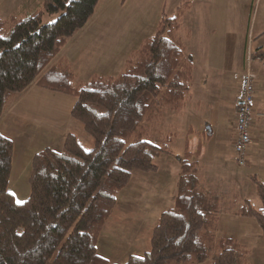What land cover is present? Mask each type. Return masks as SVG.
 <instances>
[{"label": "trees", "instance_id": "trees-1", "mask_svg": "<svg viewBox=\"0 0 264 264\" xmlns=\"http://www.w3.org/2000/svg\"><path fill=\"white\" fill-rule=\"evenodd\" d=\"M98 3L42 0L35 9L0 17V117L33 84L71 94L72 117L94 144L86 148L70 131L61 149L35 153L31 192L19 203L8 190L14 142L0 132V264H121L98 251L99 237L118 211L117 196L135 170L156 171L157 157L175 154L177 135L164 120L191 100L195 63L182 35L191 1L161 17L118 75L83 82L59 54ZM46 13L59 15L43 23ZM252 57L264 60V44ZM194 133L188 129L184 152L176 154L180 177L172 206L152 226L148 249L122 264H254L248 244L217 230L221 214L230 212L254 218L264 239V208L253 207L238 190L229 197L207 187L202 143L189 147ZM251 180L264 207V182L255 174Z\"/></svg>", "mask_w": 264, "mask_h": 264}, {"label": "rangeland", "instance_id": "rangeland-1", "mask_svg": "<svg viewBox=\"0 0 264 264\" xmlns=\"http://www.w3.org/2000/svg\"><path fill=\"white\" fill-rule=\"evenodd\" d=\"M106 1L107 0H100L99 9H101ZM109 1L111 3V15L108 18L109 21L105 23L107 28H104L105 32L108 29L109 35L103 37L104 32H101L102 34L100 33V37L94 39L92 38L93 33L90 36L88 35L89 27H86L78 31L62 48L59 54V57L66 56L69 59L77 74V79L80 81H87L93 75H118L122 71L126 59L132 52L140 47L145 38L155 33L157 23L161 17L164 14L169 16L174 15L178 5L185 0ZM190 1L191 8L187 11L183 19L184 31L182 35L187 46H190L193 51V39H198L200 41L199 38H202L203 47L201 46V50L204 54L203 58L205 57V59L209 56V48L211 47L213 49L214 43V36H211L212 32L210 26H207L210 21L208 15L209 10H211L212 7L214 9L226 7V14H218L212 18L217 20L215 23L217 26H219L217 23H220L223 18H226L228 36L225 62L228 71L225 72L224 75V87L221 88V82V86L216 92L207 94L199 111L186 109L187 111H170L166 114L164 128L168 132L174 130L177 135L171 143L172 150L174 153L181 152V154L183 153L182 149L185 147V135L190 127L196 131V133L190 136L189 147L191 150H196L198 146L197 142H201L200 131L208 133L211 124H207V121H209L212 115L211 107H213V105L210 104H214L218 97L223 98L221 102V108L224 111L222 117L228 114L226 105H230V99L235 97L232 92V90L234 92L236 90L235 76H241L246 69H249L248 63L254 61L251 57V52L254 51L256 47L264 44V0H227L228 3L224 0ZM58 15L59 14L50 15L46 13L43 18V23L56 20ZM188 30H191L190 37L186 36V31ZM216 32L215 35L218 36L219 29L216 30ZM199 50L200 48L197 47V53ZM200 58V56H196L197 61ZM203 58L202 61L205 60ZM196 66L198 65L196 64ZM256 71L258 72L257 84L259 89L255 96L263 97L262 99H257L258 106L263 114L261 117H258L254 113L252 133H254L255 130H264V72H260L259 70ZM19 95L10 101L4 110L5 112H3L0 117V127L1 124L3 126L1 129L6 132L10 131L15 135L14 137L17 143H15V148L18 153L28 151V154L26 153L25 155L30 156L33 153V149L42 141H45L46 138L55 140L57 130H60L63 125H65L64 128L69 125V130L79 135L81 142L86 148L93 147L94 144L90 136L86 135L84 132L82 133V129H79L78 126L72 123V120H74L72 117V108L76 101L74 95H63L64 98L68 99V102H64L61 99L58 100L57 97H47L46 100L50 99L55 105L54 111L47 110V106L44 104V101H42L44 97H39L40 99H37L35 102L32 101L28 103L29 99H25L18 103L20 100V98H18ZM57 102H60L62 105V110ZM254 112H256V108ZM226 119L225 117V120ZM16 125H18L17 128ZM228 125L230 126V124ZM43 129L46 130V135H43L40 131ZM229 131H224L222 126H220L219 129L218 126H216L212 135L206 134V136L202 137L204 141L202 145L207 148V153H205L206 155L204 156V161L207 165V173L205 174L207 187L209 189H220L229 197L233 196L235 190H238L241 196L248 199L253 207L263 209L262 201L256 192L251 176L256 174L259 179L264 181V167L252 168L250 165L241 167L232 159L235 155V153H232L233 148L230 150L229 147L232 127ZM42 137L43 139H41ZM23 142H28L27 146L22 147L23 145L20 144ZM215 144L219 145L218 148L221 153H224V156L228 159L229 166L226 169L222 167H220V169L217 168L214 160H212V157H215L219 152V150L215 151ZM54 145L55 147L61 146V144ZM216 157L218 158V156ZM177 158L178 157L175 155L163 154L160 155V158L157 157L155 159L156 163L160 165L159 173L163 175L165 183H167L168 186L169 182L179 175L178 170L174 171V176L171 175V171L174 168L173 163L178 161ZM16 161L18 164H15L12 169L8 190L15 195L16 201L20 203L25 201L31 192L30 175L32 172V164L29 166L23 165L20 163L18 157ZM138 172L143 173V171L135 170L133 174ZM148 174H154V172L150 171ZM161 174L152 175L150 178L160 181ZM168 178L170 179L169 181L167 180ZM166 180L168 182H166ZM146 181L147 184L153 182L150 179ZM128 196L130 195H127L126 198H128ZM140 197L142 198L144 196L140 194ZM130 205H132V203ZM217 232L219 236L233 237L248 244L251 248L250 257L252 262L254 264H264V239L261 229L254 218L236 216L230 212H224L221 214ZM112 249V246L108 247V251L115 252L116 254L109 252L110 259L117 260L118 262L116 263L121 264L127 261V255L129 253L127 254L122 246L114 248V250ZM133 251L137 252L136 249ZM131 252L132 251H130V253ZM122 253L124 254L122 255ZM141 253L142 251L136 254L140 255Z\"/></svg>", "mask_w": 264, "mask_h": 264}, {"label": "crops", "instance_id": "crops-1", "mask_svg": "<svg viewBox=\"0 0 264 264\" xmlns=\"http://www.w3.org/2000/svg\"><path fill=\"white\" fill-rule=\"evenodd\" d=\"M224 1L228 3L227 0H224ZM41 2L42 0H0V17L6 18L15 12H26V11L35 9L37 6H39V4H41ZM110 6H111V3L109 0H107L103 4L101 9H99L100 7V0H99V5L96 10L97 12H95L94 16L89 20L87 25L83 27L81 30L85 29L86 27H89L88 35L90 36L93 33L92 38L94 39L96 37H100V35L102 34L101 32H104L103 37L109 35L108 29L105 32L104 28H107L105 26V23L109 21L108 18L111 15ZM225 9L226 7L225 8L222 7L220 9H216V8L214 9L212 7L211 10H209L208 15H209L210 21L207 26H210V30L212 32L211 36H214V43H213V49L211 47L209 48V51H208L209 56L206 59L205 57L203 58L204 54L202 53V50H201V46L203 47V43L201 41L202 38H199L200 41L198 39H193L194 51L192 50L190 46H187L188 53L191 54V56L194 59L195 67H194L193 80H192L191 100L189 101L185 109H183L182 111H185L186 109L193 110V111L194 110L199 111L200 106L203 105L204 103L203 101L207 97V94L216 92V90H218V88L221 86V82H222L221 88L224 87V75H225V72L228 71L227 65L225 62L226 49H227L226 42H227V36H228V29H227L228 26L226 25L227 23L225 21L226 18L225 19L223 18V20H221L220 23H217L219 25L217 26L215 24L217 20H215V18H212V17L218 14H222V15L226 14L227 11ZM218 29H219V33H218V36H216L215 35L217 33L216 30ZM190 36H191V30H190ZM197 47L200 48L198 53H197ZM254 51H252L251 53H253ZM203 52H204V49H203ZM197 55L201 57L198 61L196 59ZM202 58L205 60L202 61ZM252 59L254 61L248 63L249 69L255 72L256 74H258L256 70H259L260 72H264V60L255 59L253 57ZM196 64L198 66H196ZM235 79H236V90L235 92L232 90V92L234 93L233 96L235 97H232L230 99L231 100L230 105H226V108L228 109V112H227L228 114L222 117V114L224 111L221 108V105H222L221 102L223 101V98L218 97V99H216L217 101L214 104H210V105H213V107H211L212 115L209 121H207V124L210 123L211 127H209L210 129L208 133H206L205 131H200L201 132L200 140L202 144L204 142L202 137L206 136V134L212 135L216 126H218V129L220 128V126H222L223 130L226 132H228L232 127V131H231L232 134L230 135V138H229V147H230V150H232L231 148H233V142H234V139L237 133L236 110H237V105L239 102V99H238L239 89L238 88H239L240 76L238 78L235 77ZM258 89H259V86L257 84L256 86L257 93H258ZM256 92L255 94H257ZM64 94H67V93L46 89L36 84H33V85H30L25 91L20 93L18 97L20 98V100L18 101V103L21 100L24 101L25 99H29L28 103L32 101L35 102L37 99H40L39 97H44L42 98V101H44V104L47 106V110L54 111L55 105L53 104V102H51L50 99L46 100V98L47 97L49 98L57 97L58 100L61 99L64 102H68V99L63 97ZM259 98L262 99L263 97L255 96L254 106L256 108V112L254 113L256 114V116L261 117L263 113H262V110H260V107L258 106L259 104H258L257 99L259 100ZM57 103L61 107V110H62V105L60 104V102H57ZM225 117L227 118L226 120H225ZM72 123L75 126H78L79 129H81V127L77 124V122H75V120H72ZM228 124H230L231 127ZM17 126L18 125H16V128ZM64 126L65 125H63V127L60 130H57V134L55 135L56 137L55 140L46 138L45 141H42L37 147H35L33 149V153L30 156H28V155H25L26 153L28 154V151H22L20 153L17 152V149L15 148L17 144L15 141V137H14L15 135L11 133L10 131L6 132L5 130H2L1 128L3 126L1 124L0 132L10 137L14 142L15 151H14V156H13V167L15 164H18L16 163L17 157L19 158L21 164L29 166L30 164H32L33 157L35 153H37L38 151L46 147L61 149L63 146L65 135L68 132H70L69 125H67L65 128ZM40 131L42 132L43 135H46L47 133L46 130L44 129ZM43 137L41 139H43ZM27 143L28 142H23L20 145H23L22 147H24V146H27ZM54 144H59V145L61 144V146L55 147ZM59 145H56V146H59ZM218 147L219 145L215 144L214 146L215 151L219 150V152L216 155L218 156V158L215 156V157H212V160H214L217 168L220 169V167H222L226 169L229 166L228 159L224 156V153L223 154L221 153ZM182 150H183L182 152H184V149ZM205 153H207V148L204 147V145H202L200 160L204 165V175L207 173V165L204 161V156L206 155ZM232 153H234L233 150H232ZM176 154H181V152H176L175 154H170V155H175L177 157ZM232 159L235 160V155L233 156ZM177 160H176L177 162L173 163L174 168L171 171L172 172L171 175L174 176L175 170L179 171V175L176 178L174 177V179L169 182V186L167 183H165V178L163 177V175L159 173L160 165L158 163H157L158 169L156 171H153L154 174H148V172H143V173L138 172L132 175V178L129 184L126 187H124L117 196V205H118L117 213L115 214L113 218L109 220V222L106 224V226L104 227L99 237L98 250L103 256L107 257L112 262H118L117 260L110 259L109 252L111 251H108L109 246H112L113 248L112 250H114V248L122 246L125 252L127 254L129 253L127 255L128 258L131 254L140 253L141 251H142L141 254H143L148 249L150 235H151L150 232H151L152 226L154 225V223L156 222L160 214L164 210L172 206L174 195L177 192L176 188H177L178 180L180 177L179 158H177ZM246 165H250L252 168L264 167V130H259V131L255 130L254 133H252V142L247 151ZM160 174H161L160 181L150 178L152 175H160ZM149 179L153 182L147 184L146 180H149ZM167 180L169 181L170 179L168 178ZM167 180L166 182H168ZM140 194H142V196L144 197L141 198ZM127 195H130V196L126 198ZM131 203L132 205H130ZM134 249H136L137 252L133 251ZM130 251L132 252L130 253ZM111 253L116 254L115 252H111ZM123 254L124 253H122V255Z\"/></svg>", "mask_w": 264, "mask_h": 264}, {"label": "built area", "instance_id": "built-area-1", "mask_svg": "<svg viewBox=\"0 0 264 264\" xmlns=\"http://www.w3.org/2000/svg\"><path fill=\"white\" fill-rule=\"evenodd\" d=\"M256 86L257 74L250 69L245 70L239 79V102L236 110L237 133L233 142L235 162L241 167L246 165L247 151L252 142Z\"/></svg>", "mask_w": 264, "mask_h": 264}]
</instances>
